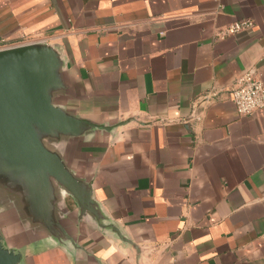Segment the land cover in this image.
<instances>
[{
  "label": "crops",
  "instance_id": "obj_1",
  "mask_svg": "<svg viewBox=\"0 0 264 264\" xmlns=\"http://www.w3.org/2000/svg\"><path fill=\"white\" fill-rule=\"evenodd\" d=\"M241 19L254 25L219 36ZM2 41L57 46L61 104L130 119L63 154L131 242L62 190L64 240L0 222L24 264H264V108L240 114L231 96L247 71L264 83V0H0Z\"/></svg>",
  "mask_w": 264,
  "mask_h": 264
},
{
  "label": "water",
  "instance_id": "obj_2",
  "mask_svg": "<svg viewBox=\"0 0 264 264\" xmlns=\"http://www.w3.org/2000/svg\"><path fill=\"white\" fill-rule=\"evenodd\" d=\"M71 90L61 50L46 41L0 48V222L27 216L64 240L56 219L64 190L100 225L131 242L121 229L105 224L88 180L79 177L63 152L70 143L98 132H111L130 119L100 123L61 104ZM138 249V246H136ZM0 264H24L20 249L6 244L0 225Z\"/></svg>",
  "mask_w": 264,
  "mask_h": 264
},
{
  "label": "built area",
  "instance_id": "obj_3",
  "mask_svg": "<svg viewBox=\"0 0 264 264\" xmlns=\"http://www.w3.org/2000/svg\"><path fill=\"white\" fill-rule=\"evenodd\" d=\"M254 25L252 19H241L230 23L219 32L220 37L235 34ZM4 41L0 48L11 46ZM232 101L235 103L238 113L252 114L258 109L264 108V83L255 71H247L240 75L231 89Z\"/></svg>",
  "mask_w": 264,
  "mask_h": 264
}]
</instances>
